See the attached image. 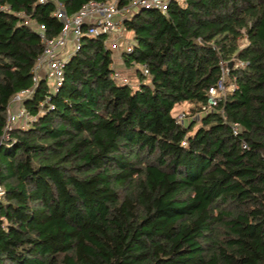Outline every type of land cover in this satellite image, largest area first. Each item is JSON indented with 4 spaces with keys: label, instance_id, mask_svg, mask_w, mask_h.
I'll return each instance as SVG.
<instances>
[{
    "label": "trees",
    "instance_id": "1",
    "mask_svg": "<svg viewBox=\"0 0 264 264\" xmlns=\"http://www.w3.org/2000/svg\"><path fill=\"white\" fill-rule=\"evenodd\" d=\"M55 10L0 0V264H264V0L141 8L123 20L134 76L83 34L51 89L33 68ZM25 88L30 117L9 126Z\"/></svg>",
    "mask_w": 264,
    "mask_h": 264
},
{
    "label": "built area",
    "instance_id": "2",
    "mask_svg": "<svg viewBox=\"0 0 264 264\" xmlns=\"http://www.w3.org/2000/svg\"><path fill=\"white\" fill-rule=\"evenodd\" d=\"M39 1L45 2L46 0ZM52 1L56 5L54 14L61 20L63 26L56 36L48 38L44 35L42 25H38L39 34L44 41V48L33 68V85L40 74L43 73L45 76L52 78L53 83L50 86L51 89H55L62 79L65 61L77 49L83 34H104L107 45L114 51L115 58H120L122 50L130 51L132 49V42L126 36V30L123 26L124 18L141 8H155L164 12L170 0H132L123 7H118L114 0L107 2L88 1L77 12L70 14L65 12L63 4L59 0ZM84 24H87L86 28L83 27ZM113 66L115 67V75H119L120 71L117 70L115 65ZM142 69L144 72H147L144 65ZM122 79L125 78L122 76ZM30 90L31 88L22 89L12 97L9 110L13 109L14 104L17 106L16 114H10L8 111L9 126L14 124L12 120L16 118H19V121L23 125L26 124V120L30 117V114L21 104V101ZM223 91L224 84L221 77L215 85H211L208 88L207 103L202 106L201 112L193 117L211 109L216 104L217 99L223 95ZM175 116L181 121L187 119L185 111L176 112ZM238 127L237 124H234L235 130ZM2 194L3 188L0 185V196Z\"/></svg>",
    "mask_w": 264,
    "mask_h": 264
},
{
    "label": "rangeland",
    "instance_id": "3",
    "mask_svg": "<svg viewBox=\"0 0 264 264\" xmlns=\"http://www.w3.org/2000/svg\"><path fill=\"white\" fill-rule=\"evenodd\" d=\"M115 61H117V64L119 63L118 65L116 64V65H117L116 68H117L118 71L121 72V75H122V76H125V75H126V76L130 75L131 77L134 76V72H133V69H131V67H130V68H129V67H128V68H125V67H123V66L120 67V65H121L120 63H121V62H119V61H121V59H118V58H117V60H115ZM47 79H48L49 84L52 85V83H53L52 78L48 77ZM16 106H17V105L14 104L13 109H10V110H9V113H10V114H12V113L16 114ZM188 107H189V106H188V103H186V102H182V103H180V104H177V105L175 106L174 109H175L176 112H179V111H185V112H186V109H188ZM186 118H187V119H186L185 121L188 122V121L191 119V116H187ZM13 121H14V124H18V123L20 122V121H19V118H16L15 120H12V122H13Z\"/></svg>",
    "mask_w": 264,
    "mask_h": 264
},
{
    "label": "crops",
    "instance_id": "4",
    "mask_svg": "<svg viewBox=\"0 0 264 264\" xmlns=\"http://www.w3.org/2000/svg\"><path fill=\"white\" fill-rule=\"evenodd\" d=\"M126 36L129 38V40H131L132 34H131L130 31H126ZM119 59H120V58H119ZM116 60H117V59H116ZM119 62H121V63H120V64H121L120 67H121V66L125 67L124 64L122 63V61H119ZM116 64H117V63H116ZM116 64H115V66L117 67V65H118L119 63H118L117 65H116ZM126 77H127V76H126Z\"/></svg>",
    "mask_w": 264,
    "mask_h": 264
}]
</instances>
